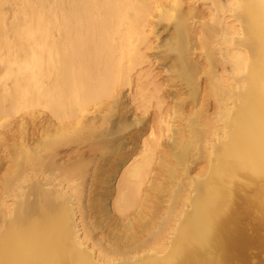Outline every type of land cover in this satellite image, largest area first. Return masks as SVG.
I'll return each mask as SVG.
<instances>
[{
  "label": "bare ground",
  "instance_id": "1",
  "mask_svg": "<svg viewBox=\"0 0 264 264\" xmlns=\"http://www.w3.org/2000/svg\"><path fill=\"white\" fill-rule=\"evenodd\" d=\"M193 1L0 0V264H264V0Z\"/></svg>",
  "mask_w": 264,
  "mask_h": 264
},
{
  "label": "rangeland",
  "instance_id": "2",
  "mask_svg": "<svg viewBox=\"0 0 264 264\" xmlns=\"http://www.w3.org/2000/svg\"><path fill=\"white\" fill-rule=\"evenodd\" d=\"M193 2H194V4H193ZM192 2V4H191V7L193 8V13H195L194 15H195V17H194V20L192 21L193 22V25H195L196 27V29L198 30H201L200 28H201V26H200V24H202V22L203 23H207V21L209 20V18H211L210 17V14H211V11H209V10H214V8H212L213 7V5L211 4V2L209 1V0H207V1H205V2H203V1H200V0H195V1H193ZM226 1L225 0H223V3H225ZM203 3H205V4H203ZM194 5V6H193ZM212 5V6H211ZM211 6V7H210ZM212 10V11H213ZM209 12H210V14H209ZM209 15V16H208ZM209 17V18H208ZM207 20V21H206ZM201 21V22H200ZM198 30V32H200V34H201V31H199ZM155 32H158L157 34L159 35H157L156 33H154L152 36H151V42H153V44H152V46L153 47H157L158 46V44H160L164 39H166V37H167V33L166 32H164L163 31V28L162 27H157L156 29H155ZM193 43H195V42H193ZM196 44H199L200 45V42L198 43V42H196L195 43V48H196ZM155 45V46H154ZM198 45V47H200ZM201 48V47H200ZM200 48H199V50H200ZM198 50V49H197ZM198 50V51H199ZM198 51H196V53L195 54H193V59H194V61H198L199 62V64L203 67L204 65H206V61L204 62L203 61V59L205 60V56H203V53H202V55L200 54L201 53V50L198 52ZM149 52V51H148ZM203 52V51H202ZM155 53V51H153V50H150V52L148 53L149 54V56L151 57V67H149L150 69H149V71H151V73H152V81H153V79H154V77H155V80H154V83H157L156 84V86H158L159 85V87H161V88H165V81H166V79H165V70L163 69V67H162V63L161 62H157V61H155V59L153 58V55L152 54H154ZM197 53H199V54H197ZM205 55V54H204ZM205 63V64H204ZM204 64V65H203ZM204 68V67H203ZM218 69L216 70L217 72H222V68L221 67H217ZM203 78H205V77H203ZM201 79V83H200V92H199V100H198V108H200V109H202L203 108V110H201V112L203 113V115L202 116H205L209 121H210V118H211V120H212V122H213V120L215 121L216 120V118H215V101L213 100V98L212 97H210L209 95H207V91H205L203 88H204V86H205V84H204V81L206 80V79ZM160 84H161V86H160ZM166 89V88H165ZM163 90V92H161V96H162V99H164V101H165V103H169L167 106H169L170 105V103H172V99H171V97L168 95V89H166V90ZM164 91H166V92H164ZM206 94H205V93ZM133 93H134V90H133ZM126 94H128V93H126ZM167 94V95H166ZM205 96H208V97H206L205 99H204V95ZM163 95H164V97H163ZM185 95V96H184ZM186 95L187 94H183V97L184 98H186ZM203 97V99L204 100H202V97ZM200 100H202V101H200ZM136 103H137V101L136 102H134V104L136 105ZM133 104V106H135ZM200 106V107H199ZM202 106V107H201ZM152 112H153V109L151 110ZM206 112V113H205ZM208 116H209V118H208ZM213 118H215V119H213ZM19 120V119H18ZM13 123H15L14 125H12ZM18 122H17V119H15V120H13L12 121V119H11V124L9 125H7V127L5 128L4 126L0 129V136L2 135V134H4V136H7V141H3L2 140V136L0 137V145L1 146H3L2 148H3V150L4 151H6V152H3V150H2V148H1V146H0V181L2 180V179H5V172H6V170L9 168V167H12L11 169H13V170H15L14 168V165H13V163L15 162L14 160H15V158H16V156H15V152L17 153V147L15 148L14 147V145L15 144H18V139H17V137H19V136H17V135H19V134H17L16 132H14V131H17L18 130V126H16V124H17ZM18 125V124H17ZM221 125V124H220ZM17 127V128H15V127ZM15 128L16 130H14L13 131V129ZM10 130H11V133H12V135H10L11 133H10ZM6 132V133H5ZM13 132L15 133V134H17L16 136L14 135V137H12L13 136ZM2 133V134H1ZM10 133V134H9ZM6 134V135H5ZM8 134V135H7ZM145 136H147V135H145ZM14 138H15V140H14ZM13 139V140H12ZM9 140H10V142L12 143V142H14V145H13V143L11 144L10 142H9ZM15 141H16V143H15ZM9 142V143H8ZM6 143V144H5ZM7 144H9L10 145V147H9V145H7ZM6 145V147H4ZM8 146V147H7ZM12 147H14V148H12ZM9 150H8V149ZM12 148V149H11ZM13 149H14V151H13ZM7 153V154H6ZM9 153V154H8ZM3 155V156H2ZM4 155H5V157H4ZM10 155V156H9ZM4 157V158H3ZM13 157V158H12ZM1 158H2V160H4L3 162H2V160H1ZM12 159V160H11ZM10 160V161H9ZM13 162V163H12ZM201 162H203L204 163V161L202 160H200V162H199V164H197V170H195L194 172L195 173H193L194 175H196V174H198L199 172H200V170L205 166V163L203 164H201ZM4 163V164H3ZM6 163H7V165H8V168H7V166H6ZM9 163V164H8ZM1 164H3L2 166H1ZM10 164L12 165V166H10ZM203 166V167H202ZM14 167V168H13ZM201 168V169H200ZM4 169V170H3ZM6 169V170H5ZM8 172V171H7ZM3 173H5V174H3ZM2 174H3V176H2ZM6 176H7V174H6ZM4 177V178H3ZM1 183V182H0ZM2 184V183H1ZM0 184V187L1 188H4V187H2V185ZM89 184V183H88ZM89 186V185H88ZM0 188V193H2L1 194V196H0V198L2 199V196H3V194H4V189H1ZM250 196L252 195V194H249ZM0 199V200H1ZM165 206H167V204L166 205H164V203L162 204V208L160 209L161 210V212H164L165 211ZM251 210V209H250ZM242 211V210H241ZM252 211V210H251ZM249 213H247L246 215H248ZM251 215H253V214H251ZM257 215V216H256ZM256 215H253V216H250V220H247V224H248V221H249V223H250V221H251V217H252V219H253V217H255L256 216V218H255V220L257 221V220H259V222L261 221V223L260 224H262V225H258L259 223H258V221L257 222H255V220L252 222L251 221V223H254V225H255V227H257L258 228V231H259V233L261 234V235H264V230L262 231L261 230V228H264V222L262 223V221H263V219L264 218H262V216L260 215V214H256ZM259 215H260V217H259ZM244 213H243V215L241 214V216L240 217H242V218H244ZM263 216H264V214H263ZM246 217V216H245ZM257 218H259V219H257ZM261 218H262V220H261ZM249 226H250V224H249ZM258 226H261V227H258ZM263 226V227H262ZM251 227V226H250ZM249 227V228H250ZM253 227V226H252ZM261 230V231H260ZM252 231H250L249 230V233H251ZM263 233V234H262Z\"/></svg>",
  "mask_w": 264,
  "mask_h": 264
}]
</instances>
